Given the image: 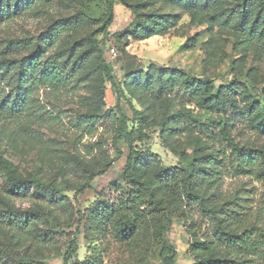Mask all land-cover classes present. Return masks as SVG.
<instances>
[{"label": "rangeland", "instance_id": "obj_1", "mask_svg": "<svg viewBox=\"0 0 264 264\" xmlns=\"http://www.w3.org/2000/svg\"><path fill=\"white\" fill-rule=\"evenodd\" d=\"M125 1L129 6L114 2V21L103 33L111 9L105 0H0L4 13L11 9L0 24V63H13L8 72L0 68L1 99L27 81L24 89L32 85L25 68L30 60L41 65L38 73L54 63L66 78L60 88L35 86L20 119L0 115V157L18 177L58 178L60 192L49 197L10 186L0 168V212L14 214L0 221V264H161L165 242L177 248L178 264H264V0ZM243 16L262 34L260 43H241ZM160 19L173 22L167 34L132 35L136 21ZM68 20L73 27L52 42V28ZM101 56L125 93L121 109L133 148L150 156L138 173L151 183L160 208L171 212L164 237L154 234L146 198L127 183L125 140L118 142L117 158L119 117L110 111L118 96ZM133 61L144 72L151 66L183 72L204 88L198 95L183 83L140 89L125 83ZM252 152L256 161L246 164ZM195 162L204 172L189 196ZM106 166L92 189L80 193L84 167ZM161 172L169 182L160 181ZM98 209L106 218L90 229L80 214ZM77 235L79 252L66 263Z\"/></svg>", "mask_w": 264, "mask_h": 264}, {"label": "trees", "instance_id": "obj_2", "mask_svg": "<svg viewBox=\"0 0 264 264\" xmlns=\"http://www.w3.org/2000/svg\"><path fill=\"white\" fill-rule=\"evenodd\" d=\"M111 5L110 12L108 14L107 20L104 22L103 27L100 32L106 33L110 26L112 25L114 21V13H113V4L117 0H105ZM121 4L125 6H129V4L125 0H118ZM248 2V0L245 2V4ZM202 7V6H200ZM247 6H245L246 8ZM132 8V7H131ZM3 6H0V24L3 23L6 19H8L11 9L6 8V11L4 13ZM69 22L66 21L61 23V25L54 26L52 28L51 32V41L53 42L55 38L60 35L62 32L67 31L73 27ZM229 21L226 20V23ZM173 28V22L171 20L167 19H160L156 20L151 25L141 24L138 21L135 22V28L132 32L136 39H148L154 36H161L167 34L171 29ZM239 31L242 37L241 43H244L248 46H251V44L254 43H260L262 41V34H259L256 30V28L253 26H250V23L246 19L245 16L242 17V20L240 21ZM92 41L93 37L91 38ZM95 45H97L96 41L94 42ZM100 55H102V52H100ZM102 59V56H101ZM12 62H9L7 64L0 63V68H5L6 72L10 70V66L12 65ZM102 66L109 77L110 82L112 83V86L114 87L116 94L118 96V103L115 106V110L110 111L111 115H116L119 117V130L117 135L114 138V145L116 148V155L117 158H120L122 156V152L118 147V142L120 140H125L129 147L130 152L127 158V163L125 167V176L127 183L132 187V189L137 190L139 193V198H146V206L150 210V221L152 223V227L154 229V234L157 235V237H164L166 232L171 227V212L168 211V208H160L159 202H156L154 200V190L151 186V183L142 179V177L139 175L138 170L140 167L144 166L149 160L150 156L146 155L144 153H139L137 150L133 148V132H129L127 123L129 122L127 116L121 109V99H125V93L122 90L121 84H118L111 76V70L109 68V65L105 62L104 59H102ZM7 67V69H6ZM41 65L37 60H30L26 65L25 68H27L26 73H31V82L32 85L24 89V86H27L30 82L27 81L26 85H19L16 90V94L8 99L7 97L5 99H1V91H0V115L4 119H20L25 110L27 103H28V97L31 95V91L35 86H46L51 89L60 88L63 86V84L66 81V78L62 75V71L59 69V67L55 66L54 63H46L45 68L42 72L38 73V68H40ZM139 69V66L137 62L133 61L129 64L128 68L125 70V83L132 82L140 89L143 90H149L154 89L155 87L159 86L161 89H167L170 87H175L176 85H179L180 83H183L188 91H192V93L197 94L201 91L204 87H202L200 82H195V80H192L190 78L185 77L183 72L175 71V70H169V69H159L154 71L152 66L147 72H144V70ZM26 75V74H24ZM23 81V79H21ZM20 81V82H21ZM22 83V82H21ZM206 87V84L203 85ZM218 99V97H217ZM128 105L130 106L131 111L134 114L135 119H141V114L136 110V108L133 106L131 101H128ZM216 105H223V102L221 100H217ZM115 112V113H114ZM264 120V116L262 117ZM91 121V124H89V127H93V121L96 119L94 117L89 118ZM246 161V164H252L254 161H256L254 152H252L248 157L244 158ZM0 168L4 170L7 173L8 183L10 186L17 187V186H24V187H30L35 189L37 192H42L45 195L49 197H55L59 196L60 192L58 190L57 186V179L50 182V183H44L43 181L39 180L35 177H29V178H21L16 175V167L5 157H0ZM191 170L188 174V181H189V189H188V195L194 196L193 194V188L195 185H197V181L199 180V177L203 174V169L201 166V163L195 162L191 166ZM108 171V167L106 166L101 171H93L88 168L84 167V172L87 178L86 184L82 187L80 190V193H83L87 189H92L91 184L98 176L105 175V173ZM160 181H166L169 182L168 179L169 175L163 174L162 172L159 174ZM83 221L89 222V227L92 229L95 227L97 223L103 222L106 216L101 213V209H98L97 212L91 211L89 214L84 213L80 214ZM14 214L8 213V215H5L4 213L0 212V221L2 223H7L6 221H10ZM4 219V220H3ZM8 219V220H7ZM124 219V218H123ZM126 220V221H125ZM124 223L127 224V219H124ZM128 228V227H127ZM79 235L75 237L74 240L70 242L68 253L65 256V262L67 263L71 259H73L79 252ZM160 258H161V264H178L177 258H178V250L175 246L169 244L168 242H165L161 251H160ZM201 264H220L217 262H213L212 260L204 261Z\"/></svg>", "mask_w": 264, "mask_h": 264}, {"label": "built area", "instance_id": "obj_3", "mask_svg": "<svg viewBox=\"0 0 264 264\" xmlns=\"http://www.w3.org/2000/svg\"><path fill=\"white\" fill-rule=\"evenodd\" d=\"M109 55L112 60H116L119 57L118 51L115 48L109 50Z\"/></svg>", "mask_w": 264, "mask_h": 264}]
</instances>
